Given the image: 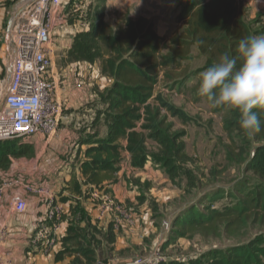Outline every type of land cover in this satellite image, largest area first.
Instances as JSON below:
<instances>
[{
	"label": "crops",
	"instance_id": "1",
	"mask_svg": "<svg viewBox=\"0 0 264 264\" xmlns=\"http://www.w3.org/2000/svg\"><path fill=\"white\" fill-rule=\"evenodd\" d=\"M21 1L0 0V31L10 7ZM171 1L64 0L50 45L54 61L50 78L62 112L60 125L54 137L29 138L32 157L16 159L8 171L0 172V186L4 189L0 196L3 264H86L85 248L82 254L75 251L70 254L77 245L75 242L66 245V240L72 228L81 231L89 225L102 234L114 236L110 245L113 251L107 252L103 242L95 264H129L136 259L132 254L124 255L128 249L151 257L167 240L170 231L165 230L164 224L171 222L175 213L171 217L164 211L179 197L175 190L156 192L154 185L168 183L172 188L175 185L150 159L143 166L134 165L127 150V138L119 141L121 159L114 165L115 173L108 167L87 177L83 175V163L91 161L87 150L97 147V140L109 133L108 114H103L107 103L102 96L113 82L102 75L99 60L56 65L55 53L67 56L76 36L90 30L99 12L104 13L103 20L112 26L122 17L133 21L145 18L154 25L158 36L168 37L183 26L175 20L176 16L174 19L170 16ZM13 60L12 46L1 41L0 80L8 79ZM132 131L139 133L140 124ZM91 176L100 183L98 186L89 182ZM19 198L26 203L24 213L14 208ZM56 208L61 209L62 215L52 220L49 214Z\"/></svg>",
	"mask_w": 264,
	"mask_h": 264
},
{
	"label": "trees",
	"instance_id": "2",
	"mask_svg": "<svg viewBox=\"0 0 264 264\" xmlns=\"http://www.w3.org/2000/svg\"><path fill=\"white\" fill-rule=\"evenodd\" d=\"M186 1V7L177 18L183 26L168 37L158 36L154 25L145 18L135 21L124 18L114 27L103 20V12L95 15L88 32L76 36L68 53L71 61L99 60L102 75L113 82L102 96L107 103L103 114H108L109 133L106 138L97 140V147L87 150L86 155L91 161L82 165L85 177L97 169L108 167H111V173H115L117 168L114 165L121 159L119 141L127 138V150L134 165L143 166L150 159L164 169L173 185L179 187L186 181V191L197 187V183L193 184L197 179L194 178L196 173L188 168L185 146L180 143L182 134H173L174 126L169 123L170 118L186 121L189 117L157 89L165 82L171 85L167 88H171L172 92L176 88L180 90L190 77L212 67L225 54L236 58L239 67L242 63L238 53L239 42L257 36L258 31L247 22L245 10L238 0ZM195 53L204 59V66L191 74L176 77L178 69L192 61ZM215 109L227 114L225 130L228 136L237 135L241 139V147H250V150L252 147L245 169L256 178L257 184L241 192L242 199L231 206L218 208L214 204L219 198L212 199L211 206L206 209L207 214L197 209L198 204L204 203L203 200L190 205L173 220L167 243L177 237L189 239L195 234L204 239H216L221 235L228 239L238 238L246 223H264V111L259 112L261 132L249 136L240 127L238 111L227 107ZM137 123L140 124L139 133L132 131ZM151 143L155 144V148H151ZM32 155L33 147L19 139L0 141V172L8 171L14 160ZM94 177L91 176L89 182L98 186L100 183ZM263 235L258 234L243 244L209 250L196 261L193 260L197 257H193L187 262L161 264H264ZM113 240L112 233L102 234L91 225L81 231L72 228L66 245L75 242L77 246L72 252L67 249L66 253L73 254L75 251L82 254L85 248L86 264H95L97 250L104 242L107 252H112L110 245ZM166 246L163 245L162 249ZM64 253L59 254L57 259Z\"/></svg>",
	"mask_w": 264,
	"mask_h": 264
},
{
	"label": "rangeland",
	"instance_id": "3",
	"mask_svg": "<svg viewBox=\"0 0 264 264\" xmlns=\"http://www.w3.org/2000/svg\"><path fill=\"white\" fill-rule=\"evenodd\" d=\"M238 1L245 10L247 22L252 24L255 31H258L257 36L264 35V0ZM171 3L170 16H172V19L176 16L175 20H178V14L186 7L187 1L172 0ZM14 6L10 7L9 16L1 31L3 44L5 43L7 25ZM122 18L118 19L119 23H122L124 19ZM73 20L74 17H71V21ZM118 24L113 26L116 27ZM55 56L56 65L61 64L66 66L69 61L71 62V58H68V55L64 56L60 53H55ZM204 64V59L195 53L192 61L184 63L182 68L178 69L176 77L179 74H191L193 71L202 68ZM199 83L200 73L197 76L190 77L185 85L180 90L176 88L175 92H172L171 88H167V85H171L165 82H162L157 89V92H161L189 117L186 121L170 118L169 123L174 126L173 134H182L183 137L181 136L180 143L185 146L188 161L187 166L191 171H195L196 177L194 178H197L193 183H197V187L195 189L191 188L188 191L185 190L186 181L182 182L179 187L172 185L174 188L170 187L168 183L154 185L156 192L167 193L166 191L170 190L177 192L176 195L179 198L170 203L167 212L164 211L166 216L169 213L170 216L172 215L171 217L175 213L171 222H169L171 226L173 220L181 216L186 208L200 200H203L204 203L198 204L197 209L202 214H207L206 209L208 206H211L210 201L212 199L219 198L214 204L218 208L231 206L237 200L242 199L241 192L247 191L257 184L256 178L252 174L247 173L245 169V162L252 147L251 150L248 149L250 147H241L242 142L237 135L233 137L228 136L225 130L227 114L223 111H216L215 108L211 107L206 98H202L198 94ZM29 138H21L19 140L28 143L30 142ZM151 144V148H155V144ZM156 168H158V165ZM159 169L162 170L161 172H164L162 167H159ZM171 233L170 231L167 240L161 245L158 252L165 262H187L189 259H193V257H197L193 260L196 261L209 250L225 249L243 244L258 234H264V223L262 225H253L252 222L246 223L239 233L240 236L233 239H228V237H223L222 235L216 239H212V237L204 239L203 236L198 234L191 236L189 239H181L174 235L177 238L173 239L171 243H167ZM165 244L167 245L166 248L162 249ZM131 254L134 255L135 259L145 258V255H141L139 252L135 253L132 249L124 252V255Z\"/></svg>",
	"mask_w": 264,
	"mask_h": 264
},
{
	"label": "built area",
	"instance_id": "4",
	"mask_svg": "<svg viewBox=\"0 0 264 264\" xmlns=\"http://www.w3.org/2000/svg\"><path fill=\"white\" fill-rule=\"evenodd\" d=\"M63 4L64 0H32L14 22L11 74L8 79L0 80V106L4 103L0 111V141L37 135L50 138L58 132L62 112L50 78L54 66L50 45ZM3 191L0 186V196ZM14 208L18 213H24L27 206L19 198L14 202ZM61 215V209L56 208L50 212L49 218L54 220ZM164 228L170 231L171 224L166 222ZM164 262L161 254L155 252L151 257L136 259L129 264ZM0 264H3L1 259Z\"/></svg>",
	"mask_w": 264,
	"mask_h": 264
},
{
	"label": "clouds",
	"instance_id": "5",
	"mask_svg": "<svg viewBox=\"0 0 264 264\" xmlns=\"http://www.w3.org/2000/svg\"><path fill=\"white\" fill-rule=\"evenodd\" d=\"M242 63L225 54L200 73L198 94L211 107L238 111L240 127L249 136L262 130L259 112L264 111V35L242 39L238 45Z\"/></svg>",
	"mask_w": 264,
	"mask_h": 264
},
{
	"label": "water",
	"instance_id": "6",
	"mask_svg": "<svg viewBox=\"0 0 264 264\" xmlns=\"http://www.w3.org/2000/svg\"><path fill=\"white\" fill-rule=\"evenodd\" d=\"M31 1L32 0H22L12 10V15H11V18H10V20L8 22L6 36H5V43L9 47H11V45H12V29H13V26H14V22H15L16 18L19 16V14L21 13L23 7L25 5H27V3H30ZM9 74H11V70L9 71ZM3 107H4V103L1 104L0 111L3 109Z\"/></svg>",
	"mask_w": 264,
	"mask_h": 264
}]
</instances>
